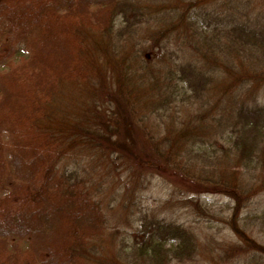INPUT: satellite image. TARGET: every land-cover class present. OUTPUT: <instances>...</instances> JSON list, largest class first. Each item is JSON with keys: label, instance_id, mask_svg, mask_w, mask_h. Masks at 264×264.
Wrapping results in <instances>:
<instances>
[{"label": "trees", "instance_id": "trees-1", "mask_svg": "<svg viewBox=\"0 0 264 264\" xmlns=\"http://www.w3.org/2000/svg\"><path fill=\"white\" fill-rule=\"evenodd\" d=\"M94 42L115 86L101 91L94 149L117 154L137 183L159 174L230 203L222 215L200 203L209 219L192 225L134 215L132 196L121 207L137 224L111 259L101 256L100 183L83 147L50 128ZM262 82L264 0H0V264H191L203 253L264 264ZM210 219L236 241H202Z\"/></svg>", "mask_w": 264, "mask_h": 264}, {"label": "rangeland", "instance_id": "rangeland-1", "mask_svg": "<svg viewBox=\"0 0 264 264\" xmlns=\"http://www.w3.org/2000/svg\"><path fill=\"white\" fill-rule=\"evenodd\" d=\"M105 55L101 42L89 45L86 55L87 76L84 80L63 87L57 99L55 119L50 128L71 149L78 150L79 147H83L80 158L94 181L97 180L100 183L101 190L97 191L98 195H96L100 197L107 218V228L100 241L101 256L104 259H111L115 256L114 246H117V238L125 235L131 227L137 224L129 225L124 222L126 210L121 207V203L129 204L132 196L138 203L134 215L139 212L152 211L159 217L164 216L167 219L192 225L198 223L197 221L205 225L206 219H209L199 208L200 203L202 207L204 206L208 211L215 212L217 215L227 213L230 203L226 197L217 193L185 192L182 185H175L159 174L143 176L140 183H137L132 178L133 176L130 177L123 173L125 164L123 165V161L115 157L117 154L102 155L94 149L89 140L91 134L88 135V133L98 126L96 116L101 91L112 90L114 86L111 84L112 65ZM255 95L258 99L264 98V82ZM209 222H211V227L203 226L198 230L202 241L205 240L208 243L213 236L216 242L221 243V247L223 243L226 246V242L236 241L226 224L212 219ZM114 229L117 231H113ZM255 235L259 238L258 234L255 233ZM199 258L197 263L191 264H220L214 258L210 259L206 253Z\"/></svg>", "mask_w": 264, "mask_h": 264}]
</instances>
